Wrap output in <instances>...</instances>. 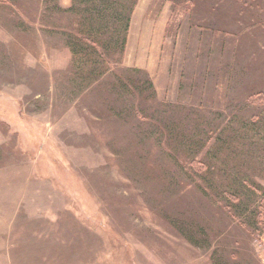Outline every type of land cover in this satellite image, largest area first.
<instances>
[{"label": "rangeland", "instance_id": "374dc122", "mask_svg": "<svg viewBox=\"0 0 264 264\" xmlns=\"http://www.w3.org/2000/svg\"><path fill=\"white\" fill-rule=\"evenodd\" d=\"M0 264H264V0H0Z\"/></svg>", "mask_w": 264, "mask_h": 264}, {"label": "trees", "instance_id": "16d2710c", "mask_svg": "<svg viewBox=\"0 0 264 264\" xmlns=\"http://www.w3.org/2000/svg\"><path fill=\"white\" fill-rule=\"evenodd\" d=\"M81 46H82V44H81ZM77 47H80V44L77 45ZM81 48H82V47H81ZM81 52H82V50H78V51H77V54H78V53L80 54Z\"/></svg>", "mask_w": 264, "mask_h": 264}]
</instances>
